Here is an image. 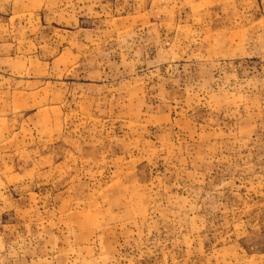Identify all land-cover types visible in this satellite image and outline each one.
<instances>
[{
  "label": "rangeland",
  "instance_id": "1",
  "mask_svg": "<svg viewBox=\"0 0 264 264\" xmlns=\"http://www.w3.org/2000/svg\"><path fill=\"white\" fill-rule=\"evenodd\" d=\"M192 1L0 0V264H264V0Z\"/></svg>",
  "mask_w": 264,
  "mask_h": 264
},
{
  "label": "crops",
  "instance_id": "2",
  "mask_svg": "<svg viewBox=\"0 0 264 264\" xmlns=\"http://www.w3.org/2000/svg\"><path fill=\"white\" fill-rule=\"evenodd\" d=\"M193 4L192 6L193 7H199V9L203 8V7H208V6H216L217 5V0H193L192 1ZM218 3H224L222 0H220ZM223 8L226 10V5L222 4ZM164 10H166V7L163 8ZM160 10H162V7L160 8ZM216 11V9L214 10ZM215 28L216 26L210 22L208 27L205 29L207 30V33L210 32V35L211 36H208V39L211 41L212 44H209L211 48H216V45H217V41H221V37H218L217 35L218 34H215ZM264 30L263 29V26L262 25H259L258 26V30H256V33H252V32H249L247 31L244 35L241 36V45L242 47L238 50H241L242 52L243 51H246V50H243L245 48V46H249V44H253V40H255L257 42V40H260L262 39L264 33L262 32H258V31H261ZM238 50H236L235 52H237Z\"/></svg>",
  "mask_w": 264,
  "mask_h": 264
}]
</instances>
